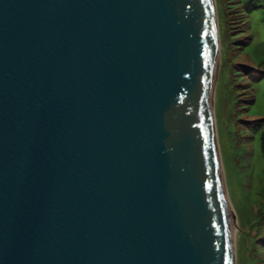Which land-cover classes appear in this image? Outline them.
I'll return each instance as SVG.
<instances>
[{
	"label": "water",
	"instance_id": "95a60500",
	"mask_svg": "<svg viewBox=\"0 0 264 264\" xmlns=\"http://www.w3.org/2000/svg\"><path fill=\"white\" fill-rule=\"evenodd\" d=\"M218 35L214 0H0V264H235Z\"/></svg>",
	"mask_w": 264,
	"mask_h": 264
},
{
	"label": "rangeland",
	"instance_id": "374dc122",
	"mask_svg": "<svg viewBox=\"0 0 264 264\" xmlns=\"http://www.w3.org/2000/svg\"><path fill=\"white\" fill-rule=\"evenodd\" d=\"M216 1L220 7L223 0H214L219 62L213 116L233 213L235 264H264V5L246 18L234 11L229 28Z\"/></svg>",
	"mask_w": 264,
	"mask_h": 264
},
{
	"label": "trees",
	"instance_id": "16d2710c",
	"mask_svg": "<svg viewBox=\"0 0 264 264\" xmlns=\"http://www.w3.org/2000/svg\"><path fill=\"white\" fill-rule=\"evenodd\" d=\"M234 1H236L237 6H233ZM216 3L218 13L220 14V21L221 17L225 18L223 22L231 28V25L234 24V21L231 19L232 13H235L234 11H236V15H233L234 17L246 18L245 14L252 8L261 7L262 4L264 5V0H223L220 7L217 1Z\"/></svg>",
	"mask_w": 264,
	"mask_h": 264
},
{
	"label": "bare ground",
	"instance_id": "6f19581e",
	"mask_svg": "<svg viewBox=\"0 0 264 264\" xmlns=\"http://www.w3.org/2000/svg\"><path fill=\"white\" fill-rule=\"evenodd\" d=\"M218 62H219V58H217V61H216V67H215V72L217 70V65H218ZM214 82H215V78H214ZM214 82H213V86H212V91H213V87H214ZM212 94L213 92H211V97H210V108H211V113H212V116H213V100H212ZM222 166L220 167V171H221V182H222V189H223V192H224V196H225V200H226V205H227V213H228V216H229V219L233 220V213H232V208H231V205L229 203V199H228V196H227V192H226V187H225V182H224V178H223V173H222ZM232 222V229H231V232L233 234V221ZM235 236V235H234ZM233 249L235 251V244H234V240H233Z\"/></svg>",
	"mask_w": 264,
	"mask_h": 264
}]
</instances>
